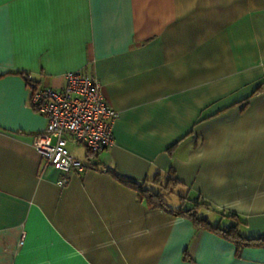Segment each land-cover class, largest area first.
I'll return each mask as SVG.
<instances>
[{
    "label": "crops",
    "instance_id": "crops-1",
    "mask_svg": "<svg viewBox=\"0 0 264 264\" xmlns=\"http://www.w3.org/2000/svg\"><path fill=\"white\" fill-rule=\"evenodd\" d=\"M2 7L0 264H264V242L238 247L117 178L167 174L211 224L264 238V0ZM68 71L95 77L118 116L96 154L68 141L84 168L65 173L33 146L46 119L29 97Z\"/></svg>",
    "mask_w": 264,
    "mask_h": 264
},
{
    "label": "built area",
    "instance_id": "built-area-1",
    "mask_svg": "<svg viewBox=\"0 0 264 264\" xmlns=\"http://www.w3.org/2000/svg\"><path fill=\"white\" fill-rule=\"evenodd\" d=\"M64 79L59 89L31 83L29 102L46 119L44 130L34 135L35 150L68 173L84 168L83 161L70 152L68 141L83 145L92 154L104 150L112 143L111 125L118 112L106 102L95 77L68 71Z\"/></svg>",
    "mask_w": 264,
    "mask_h": 264
},
{
    "label": "trees",
    "instance_id": "trees-1",
    "mask_svg": "<svg viewBox=\"0 0 264 264\" xmlns=\"http://www.w3.org/2000/svg\"><path fill=\"white\" fill-rule=\"evenodd\" d=\"M89 152V151H88ZM117 178L123 182L124 184L134 188L137 191L139 199L145 201V203L149 207H162L169 211H173V213L184 214L190 216L194 223L199 226H207L209 229L214 231H218L224 237L232 240L236 246L241 247L243 245H247L250 243L258 244L259 242H264V238H251L242 236L238 232V221L232 222L231 224H219L215 223L211 224L209 219L205 216H199L196 213V207L201 206L204 208H210L209 203L198 199V198H190V196L185 192L181 191L179 194L180 201H189L191 202L186 206H180L176 209L171 208L168 204H165L163 198L165 194L169 192H173L177 189V181L171 176L164 173H156L153 177L145 179L142 182H136L129 179H125L117 175ZM179 190V189H178ZM183 204V203H182ZM219 215L232 217L235 215L233 213L224 214L223 212H218ZM261 240V241H260Z\"/></svg>",
    "mask_w": 264,
    "mask_h": 264
},
{
    "label": "rangeland",
    "instance_id": "rangeland-1",
    "mask_svg": "<svg viewBox=\"0 0 264 264\" xmlns=\"http://www.w3.org/2000/svg\"><path fill=\"white\" fill-rule=\"evenodd\" d=\"M68 146L73 151H75V150L83 151V147L82 148L81 147L77 148L76 145L73 142H69ZM180 193H181V191L176 189L173 192H169V193L165 194V196L163 198L165 204H168V205H171V206L172 205L175 206V202L180 201V198H179V194ZM188 204L189 203L185 202V206L188 205ZM196 213L199 216L208 215L210 217L211 222L214 221V219H212L213 213L210 212V211L208 212V210H206L204 207H201V206L196 207Z\"/></svg>",
    "mask_w": 264,
    "mask_h": 264
},
{
    "label": "snow or ice",
    "instance_id": "snow-or-ice-1",
    "mask_svg": "<svg viewBox=\"0 0 264 264\" xmlns=\"http://www.w3.org/2000/svg\"><path fill=\"white\" fill-rule=\"evenodd\" d=\"M5 0H0V64L3 63V52H4V34H5V25L9 21V17L6 13L9 10H6L2 7ZM12 2L23 4L25 6L29 4L36 3L37 0H12ZM3 69H0L2 71Z\"/></svg>",
    "mask_w": 264,
    "mask_h": 264
}]
</instances>
